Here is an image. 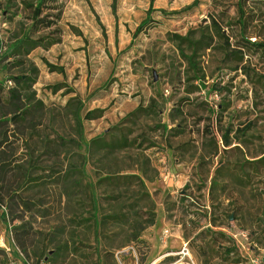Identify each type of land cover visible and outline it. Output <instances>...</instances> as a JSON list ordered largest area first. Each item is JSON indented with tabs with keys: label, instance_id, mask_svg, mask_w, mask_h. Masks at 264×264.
Returning a JSON list of instances; mask_svg holds the SVG:
<instances>
[{
	"label": "rangeland",
	"instance_id": "374dc122",
	"mask_svg": "<svg viewBox=\"0 0 264 264\" xmlns=\"http://www.w3.org/2000/svg\"><path fill=\"white\" fill-rule=\"evenodd\" d=\"M238 1L49 0L47 26L0 0V264H264V0L244 29Z\"/></svg>",
	"mask_w": 264,
	"mask_h": 264
},
{
	"label": "trees",
	"instance_id": "16d2710c",
	"mask_svg": "<svg viewBox=\"0 0 264 264\" xmlns=\"http://www.w3.org/2000/svg\"><path fill=\"white\" fill-rule=\"evenodd\" d=\"M49 0H37V2H36V4H34V3H28V6L30 7V8H32V13H33V17L35 18V20H36V22H44L45 20H46V24H47V26H50V25H52L53 24V21H51V20H49L48 18H49V16L47 15V19H45V17L44 16H42V14H43V12H44V8H45V6H46V4H47V2H48ZM154 1L155 0H150V4L151 5H153V3H154ZM244 3H246V0H239L238 2H237V6H238V10H239V13H240V24H241V26H242V28L244 29L245 28V23H244V15H245V11H244ZM149 14H150V11H149ZM150 15H148V17H147V19L140 25V27H139V29L138 30H140V28H142L146 23H148L149 21V17ZM28 41H31L30 40V38H29V36H26V37H22V38H20L19 39V41H18V43H17V45H16V49L17 50H20V48L23 46V44H25L26 42H28ZM248 42H250V41H248ZM37 43V42H36ZM35 43V44H36ZM53 43H55L54 41H52L50 44H53ZM35 44L33 45V46H35ZM253 44H256V45H259V46H261V47H263L264 48V43L261 41H258V40H256V41H254L253 42ZM189 59L191 60V56H189ZM14 81H21V80H23L24 78H23V76H17V77H13L12 78ZM12 79H10V81L12 80ZM5 84L3 83V82H0V105L2 104V103H4L5 102ZM17 92V90L14 88H10L9 89V94H10V96L11 97H13L14 96V94ZM16 107L18 108V106L16 105ZM16 108V109H17ZM21 110V107H19L17 110H16V112H18V111H20ZM93 112L94 111H92V110H90V111H88L87 113H86V118L87 119H90V118H92V114H93ZM76 115L77 116H79L78 117V119L80 120V114H79V111L76 113ZM19 119V118H18ZM226 134V133H225ZM224 134V136H226ZM94 140L95 139H93V142H94ZM225 143H227L228 144V141H225ZM2 170L3 171H7V169H4V167L2 168ZM19 200L22 202L21 203V206H23V207H25V209L26 210H33V208L32 207H37V204H35V203H32L31 201H27L26 199H24V197H22V196H19ZM154 223V219H152V221H150V224H153ZM25 224L26 223H21V224H19V225H16L15 226V229H18V228H20V229H22V228H24L25 227Z\"/></svg>",
	"mask_w": 264,
	"mask_h": 264
},
{
	"label": "built area",
	"instance_id": "2783aa9c",
	"mask_svg": "<svg viewBox=\"0 0 264 264\" xmlns=\"http://www.w3.org/2000/svg\"><path fill=\"white\" fill-rule=\"evenodd\" d=\"M165 259H160V261L154 264H196L192 259V254L187 243L178 250L174 259L170 261H165Z\"/></svg>",
	"mask_w": 264,
	"mask_h": 264
},
{
	"label": "bare ground",
	"instance_id": "6f19581e",
	"mask_svg": "<svg viewBox=\"0 0 264 264\" xmlns=\"http://www.w3.org/2000/svg\"><path fill=\"white\" fill-rule=\"evenodd\" d=\"M158 261H160V259Z\"/></svg>",
	"mask_w": 264,
	"mask_h": 264
},
{
	"label": "water",
	"instance_id": "95a60500",
	"mask_svg": "<svg viewBox=\"0 0 264 264\" xmlns=\"http://www.w3.org/2000/svg\"><path fill=\"white\" fill-rule=\"evenodd\" d=\"M231 219H232V217H231Z\"/></svg>",
	"mask_w": 264,
	"mask_h": 264
}]
</instances>
